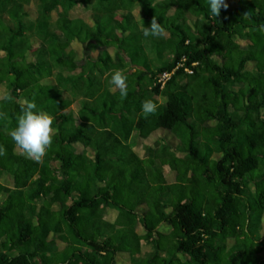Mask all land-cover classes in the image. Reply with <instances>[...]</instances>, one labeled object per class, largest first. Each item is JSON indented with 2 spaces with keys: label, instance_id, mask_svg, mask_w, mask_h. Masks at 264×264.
<instances>
[{
  "label": "trees",
  "instance_id": "trees-1",
  "mask_svg": "<svg viewBox=\"0 0 264 264\" xmlns=\"http://www.w3.org/2000/svg\"><path fill=\"white\" fill-rule=\"evenodd\" d=\"M30 1L0 0V85L9 90L0 102V171L14 178L13 187L0 182V264H118L126 251L130 264H264V0H239L217 18L205 0H85L93 25L70 17L80 0H36V19L25 8ZM153 17L170 34L152 44L160 65L144 44ZM32 36L41 41L35 50ZM74 41L85 44L80 59ZM183 57L185 66L162 86L158 78ZM116 69L127 77L124 100L106 84L109 76L101 78ZM53 76L56 83L45 81ZM67 89L83 97L78 118L68 111ZM145 99L158 105L148 118ZM24 101L53 118L40 161L16 153L8 135ZM159 129L180 138L176 149L185 156L166 148L157 161L140 158L134 132ZM165 165L175 182H167ZM149 197L159 203L141 210ZM105 208L121 212L115 223ZM155 223L177 225L178 233L169 237ZM143 241L153 251L137 259Z\"/></svg>",
  "mask_w": 264,
  "mask_h": 264
},
{
  "label": "rangeland",
  "instance_id": "rangeland-1",
  "mask_svg": "<svg viewBox=\"0 0 264 264\" xmlns=\"http://www.w3.org/2000/svg\"><path fill=\"white\" fill-rule=\"evenodd\" d=\"M239 0H225V4L227 5L228 8H234L238 5ZM91 4H89L88 2H86L85 0H80L78 2V4L70 11V17L72 18H82L84 19L87 23H89L90 25L94 24V20L92 17V13H93V9H92ZM25 8L26 10L29 12L30 14V18L31 19H36L38 16V7H37V2L36 0H32L29 3L25 4ZM173 12V10L171 11V13ZM136 19L140 22L139 28L142 29L143 28V24H142V20H143V10L141 7H136L133 11ZM53 17L54 19H56L58 17V12L55 11L53 13ZM118 18H120V15H118ZM170 36L168 31H164L163 36L161 37H152L150 35L149 38H146L144 41L145 44V48H146V52L150 55L151 58H153L156 62L157 65H160L162 62L161 60L156 59L157 58V51L153 48L152 44L154 42L155 39H162V38H168ZM32 43H33V50L37 49L40 44L41 41L40 39H38L36 36H32ZM236 41L245 45L247 44V41L242 40L240 38H236ZM71 49L76 50V55L77 58L80 59L84 56L85 54V44H82L79 41H74L71 44ZM109 51L111 53V55L113 57H115V52L116 49L115 47H110ZM98 53L99 51H93V56L95 58L98 57ZM1 55H3L4 53L1 52ZM27 56L29 60H35L36 56L34 55L33 51H27ZM165 57L168 58L170 57V55L166 52L165 53ZM254 67L253 64L249 65V68L252 69ZM58 70H56L57 72ZM80 71V69H77L75 71V73H78ZM65 75H69L72 72L69 71H64ZM109 73L106 72L103 76H101V78L105 79ZM45 81H50L52 83H56V78L55 76L46 79ZM108 82V81H107ZM107 85H109L108 87L112 90L115 91L117 89L114 88V86H112L110 84V79H109V83H106ZM9 93V90L6 86V84H1L0 85V97L6 96ZM64 96L70 100H72V105L70 106L68 111H72L74 113V115L78 118L80 110L82 108V101H83V97L82 95L77 92V91H73L71 89H67L64 91ZM165 99L164 98H160V102H164ZM77 123H79V119H77ZM211 125H215V122H212ZM56 130L54 129V132ZM131 144L133 146V149L135 150V152L141 157V158H152L153 160L157 161V157H159L160 154H162L163 150L170 149L171 151L176 152V154L178 156H185V153L183 152H179L177 151V146H179L181 144V140L178 136H176L174 133L163 130V129H159L155 132H153L152 134H150L149 136H142L140 133L138 132H134L132 139H131ZM75 147L77 149V151H83L85 150V147L81 144V143H77L75 144ZM89 150V149H88ZM15 152L21 154L20 150L15 147ZM221 156V154L219 153H215L214 157L215 158H219ZM151 163V162H150ZM149 161L146 165H150ZM151 166V165H150ZM152 167V166H151ZM163 171L164 174L167 178V181L169 183H173L176 180V171L168 165H165V167H163ZM0 182L8 187H13L14 186V178L11 174L5 172V171H0ZM2 198H5V195H2ZM157 203H159V199L157 197H149L146 201V203L140 207L141 210H147L150 207L155 206ZM41 204V201H39V205ZM54 208H57V206L55 205ZM120 211L118 209H114V208H105L103 214L104 217L107 220L110 221H116L117 218L120 216ZM79 228L81 231H83L85 236H90V234L92 233L91 230L88 229V231L86 230V224H84V222L79 221ZM153 226H156L157 229H159L161 232L166 233L169 237H173L178 233V226H170V227H164L158 223H155ZM137 232L139 234H144L145 230L142 227V225L139 223L137 226ZM261 234L264 236V216L262 219V229H261ZM51 238L55 239V243L58 249H63L65 246V243H63L61 240H59L58 238L55 237L54 234L51 235ZM244 241H246L245 239H243ZM234 240L231 238L230 239V244H233ZM141 251L140 253L135 255V258L140 259L141 257L146 256L147 254L151 253L153 251V245L148 244V242L143 241L141 243ZM133 256L129 253V252H122L120 253V255L118 256V264H130L132 261Z\"/></svg>",
  "mask_w": 264,
  "mask_h": 264
},
{
  "label": "clouds",
  "instance_id": "clouds-1",
  "mask_svg": "<svg viewBox=\"0 0 264 264\" xmlns=\"http://www.w3.org/2000/svg\"><path fill=\"white\" fill-rule=\"evenodd\" d=\"M205 7L208 14L216 18L222 10H227L225 0H205ZM260 30L264 31V25L260 26ZM163 34L164 30L156 17L152 18L150 26L143 29L145 37L149 35L161 37ZM108 75L110 84L118 90L121 100H124L128 95L126 75L119 69L111 71ZM4 101H7V96L0 97V102ZM157 107L158 105L151 99H145L141 101V115L143 118H148L156 113ZM53 134V118L44 110L37 109L31 101H24L19 105L15 126L8 132L21 154L36 161H40L46 155L52 143Z\"/></svg>",
  "mask_w": 264,
  "mask_h": 264
},
{
  "label": "built area",
  "instance_id": "built-area-1",
  "mask_svg": "<svg viewBox=\"0 0 264 264\" xmlns=\"http://www.w3.org/2000/svg\"><path fill=\"white\" fill-rule=\"evenodd\" d=\"M186 57H183L182 60L177 64L176 68L172 72H164L159 78L158 82L162 84V86L166 83L167 80L171 79L172 74L177 70L179 67L185 66ZM198 63L195 62L193 65H197ZM185 71L188 73H193L194 70L190 67H185Z\"/></svg>",
  "mask_w": 264,
  "mask_h": 264
},
{
  "label": "crops",
  "instance_id": "crops-1",
  "mask_svg": "<svg viewBox=\"0 0 264 264\" xmlns=\"http://www.w3.org/2000/svg\"><path fill=\"white\" fill-rule=\"evenodd\" d=\"M141 158V157H140ZM165 167V166H164ZM163 173H164V171H163ZM164 176H165V174H164ZM165 178H166V176H165ZM166 180H167V178H166ZM168 182V181H167ZM169 183V182H168ZM143 206V205H142ZM105 218V217H104ZM118 219V218H117ZM105 220H107L106 218H105ZM107 221H109V222H111V223H115L116 221H110V220H107Z\"/></svg>",
  "mask_w": 264,
  "mask_h": 264
}]
</instances>
